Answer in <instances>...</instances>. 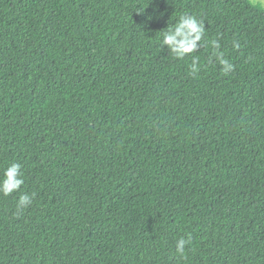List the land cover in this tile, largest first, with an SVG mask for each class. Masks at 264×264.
<instances>
[{"label": "trees", "instance_id": "1", "mask_svg": "<svg viewBox=\"0 0 264 264\" xmlns=\"http://www.w3.org/2000/svg\"><path fill=\"white\" fill-rule=\"evenodd\" d=\"M185 14L205 35L178 58ZM12 163L0 264H264V6L0 0V180Z\"/></svg>", "mask_w": 264, "mask_h": 264}, {"label": "clouds", "instance_id": "2", "mask_svg": "<svg viewBox=\"0 0 264 264\" xmlns=\"http://www.w3.org/2000/svg\"><path fill=\"white\" fill-rule=\"evenodd\" d=\"M205 35V26L195 17L185 14L179 18V22L171 27H167V31L163 35L162 44L167 46L169 50L178 58H183L199 49L201 41ZM212 46L219 50L220 45L216 41H212ZM221 65L224 66V71L231 70L229 62L223 58V53L217 51L215 53ZM193 72L198 71L197 60L193 58L192 68ZM23 174L21 172V165L12 163L4 170L3 179L0 180V193L10 195L17 191L24 184ZM31 203V197L28 195H21L18 209H23ZM186 241L181 238L177 243V251L181 254L184 251Z\"/></svg>", "mask_w": 264, "mask_h": 264}, {"label": "rangeland", "instance_id": "3", "mask_svg": "<svg viewBox=\"0 0 264 264\" xmlns=\"http://www.w3.org/2000/svg\"><path fill=\"white\" fill-rule=\"evenodd\" d=\"M255 4H260L264 6V0H251Z\"/></svg>", "mask_w": 264, "mask_h": 264}]
</instances>
